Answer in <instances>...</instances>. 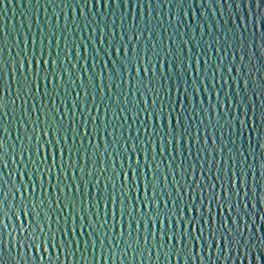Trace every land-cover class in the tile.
<instances>
[{"label":"water","instance_id":"1","mask_svg":"<svg viewBox=\"0 0 264 264\" xmlns=\"http://www.w3.org/2000/svg\"><path fill=\"white\" fill-rule=\"evenodd\" d=\"M118 43L121 45V59L124 44H127L129 52L135 45L139 53L146 49L149 57L155 54L157 73L160 71L161 56L172 60L175 79L181 88L179 95L182 97L183 89L187 87L192 100L191 105L187 99L183 100L188 125L181 121L192 142L181 141L179 152L175 140L169 145L166 135L163 136L164 150L161 152L159 137L162 133L159 124L153 125L157 129L156 134L151 131L145 133L144 127L149 122L146 119L148 112L141 113L144 98L136 93L139 106L134 105L133 90L121 83L122 77H117L113 68L115 45ZM33 49L37 55L41 50L46 57L50 53L49 67L51 61L55 60L56 71L62 77L55 84L47 85V95L44 94L43 82L39 92L35 86L30 92L22 86L18 91V82L23 81L25 76H28L31 84L28 57ZM169 53L173 56H169ZM116 63L123 73V65L118 60ZM177 64L181 66L179 70L175 68ZM35 67L33 61L32 69ZM148 67L151 69L153 65L149 64ZM109 72L113 77L111 81L108 79ZM164 72L167 76V60ZM132 75L135 77L134 71ZM89 76L92 77V84H89ZM261 84H264V0H0V144L3 145L0 148V264H249V261L257 264V256L260 264H264V223L260 220L264 216V203L261 201L264 196V177L261 176L264 120L260 118L264 111V90L260 88ZM145 98L150 106L152 95ZM176 103L179 107V97ZM192 105L195 106L194 110ZM106 109L104 123L108 125V132L115 129V141L103 131L102 118L105 117ZM130 110L138 113L135 120ZM113 111L116 113L115 119ZM51 117H55L60 125L58 138L61 143L66 134L67 142L73 144V128L79 132L75 136L71 160L65 151L64 172L59 177L61 187L69 185L64 188V192L73 198L72 202L78 207H82L79 201L93 200L97 192H104L105 180L112 175L113 162L117 171H121L120 161L124 160V168L128 170V162L124 158V141H128V153L132 154L131 141L144 139L149 165L153 164L152 143L156 144V163L161 169L156 173L160 181L158 199L161 191L167 199L169 191L175 197L177 189L184 193L185 184H191L192 194H196L199 202L191 175L193 168L195 181H199L203 171L204 182L216 183L217 188V175L223 178L227 169L231 178L232 170H236L240 191L239 209L240 214L244 215L240 224L247 244L241 243L226 249L222 241L217 244L213 240L209 249L204 239L197 241L193 238L189 247L186 242L178 245L175 239L169 241L165 235L161 247L157 235L154 247L149 222L147 246L143 242L142 224L139 233L141 242L136 245V224H132V238L129 240L127 217L123 224L124 239H120L118 212L115 227L109 231L113 224L110 204L108 223L103 228L99 227L96 209H92L90 229L89 213L66 207L68 201L56 186L55 175L52 176L51 184L48 177H44L43 190L37 179L36 168L33 167L37 136L44 143L47 129V138L56 139L52 136L54 129ZM93 117H96L95 124L99 129L95 137L91 134ZM85 122L89 130L87 136L83 132ZM121 132L123 140L120 138ZM164 132H167L166 123ZM105 138L107 152L104 151ZM81 140L84 141L82 148ZM76 148H80V151L77 152ZM137 149L143 165L144 152L138 143ZM43 156L41 153V159ZM101 157L104 166L109 168L108 172L102 171ZM59 159L57 153V172H60ZM51 162L49 155L46 165L50 166ZM93 164L97 171L89 177L88 172ZM36 167L43 174L45 165L37 162ZM241 170L247 172L245 187H240ZM144 171L151 189L152 173L147 166H144ZM29 172L32 173L31 180ZM128 175L131 179V170H128ZM97 179L100 180L98 188L95 187ZM32 181H36L35 192L32 191ZM85 182L88 184L87 197L84 193ZM165 183L167 189L164 188ZM18 185L21 192L25 186L28 188L24 194L25 200L29 195L37 203L44 200L47 219L42 212L41 221L45 225L43 232L31 215L25 218L21 212L17 219L15 209L20 206L21 199L20 193L16 191ZM253 186L255 193L252 191ZM111 190L109 184L108 191ZM4 193H8L6 199ZM204 203L207 205L206 192ZM236 203L237 198L234 196L231 215L227 207L222 212L214 207L221 223L227 218L228 225L232 226L233 216L237 215ZM100 212L103 213V202ZM30 220L41 238L39 248L32 243L27 232L21 231V223L27 228ZM48 223L51 224L50 231ZM73 224L75 231L72 230ZM81 224L84 226L83 231ZM45 239L48 241L46 246L43 243Z\"/></svg>","mask_w":264,"mask_h":264},{"label":"snow or ice","instance_id":"2","mask_svg":"<svg viewBox=\"0 0 264 264\" xmlns=\"http://www.w3.org/2000/svg\"><path fill=\"white\" fill-rule=\"evenodd\" d=\"M116 52V60L120 61L123 65V73L119 67H117L116 60L113 61V68L116 70V76L122 77L121 83L126 84L130 87L132 92V102L137 107L138 102L136 101V93H139L142 98H144V108L141 110L142 112H148V116L146 119L148 120V126L144 127V131L147 134L151 131L153 134L157 133V129L153 126L154 124L160 125V135L159 142L161 146V152H163L164 138L166 135L168 137L169 145L172 144L173 139L176 142V150L179 152L181 141L185 143H191V139L186 135V129L182 127L181 121L183 120L184 125H188V116L185 113L183 100L187 99L189 104H192L191 96H189L187 87H184L183 92L184 95L181 97L180 85L179 81L175 79V73L173 71L174 65L172 60H168V57L161 56L160 63V71L157 73L155 68L156 57L155 54L151 57L147 55L146 49L143 53H139L137 51L136 46L134 45L131 52H129L127 44H124L123 47V59H121V45L118 43L115 45ZM109 58L111 59V51L108 52ZM169 56H173L172 53L168 54ZM49 59L50 53L48 56H45L43 50L37 55L35 49H33L31 55L28 57V65H29V76H31V84L29 83L28 76H25L23 81L18 82V91L19 87L22 86L25 91H31L32 86H35L37 92L40 91L41 82L44 83V94L47 95V85L49 83L55 84L56 80L62 79L61 76L56 71V61H51V68L49 67ZM174 59V57H173ZM168 62V75L165 76L164 65L165 61ZM35 61V69H32V63ZM41 61H43V66H41ZM197 63H199L197 61ZM152 64L153 67L149 69L148 65ZM143 65L144 75L141 76V66ZM105 67H107V62H105ZM180 65H175L177 70L180 69ZM190 67V65H189ZM21 68L23 69V63L21 64ZM135 72V77H133L132 73ZM151 71V75L149 72ZM182 74V73H181ZM101 78L103 77V73L100 74ZM164 78V82L161 83V78ZM108 79L111 81L113 79L111 72L108 73ZM92 77L89 76V84H92ZM173 87H175V95L173 94ZM119 88V84L117 85ZM260 88L264 90V84L260 85ZM127 92V89H126ZM164 93L162 96L161 93ZM147 95H152V102L149 106L148 100L145 98ZM219 95V94H217ZM179 97L180 103L179 107H177L176 98ZM264 107V106H262ZM194 110L195 106L192 105ZM132 111L133 119L135 120L138 113L135 110ZM99 112V109H97ZM88 115H91L90 113ZM113 119L116 118V113L113 111L112 113ZM107 117V109L105 110V117L102 118L103 131L108 133V136H112L114 141L116 138L115 129L111 132H108V125L104 123ZM261 120H264V111L261 112ZM48 117H46L47 122ZM53 121V132L52 136L56 137L55 141L53 139H49L48 130L45 129L44 137L45 142L41 143L39 135L37 136L35 148V156L36 161H33V167L36 168L37 179L40 181V187L43 190L44 177H48L49 184H51L52 176H56L57 184L56 186L60 189V192L65 195L66 207L76 208L78 211H83L89 213V228L92 229V209H96V217L100 220L99 227L103 228L105 224L108 223V211L109 204L111 205V217L113 224L109 228V231L115 227V221L117 212L119 213V223L121 225L120 239H124V231L123 224L125 222V218L127 217V225H128V237L129 240L132 238V224H136V232L137 237L134 241L136 245H139L140 240V229L141 224L143 225V242L144 245L147 246L149 240V222H151V238L152 244L155 247L157 244V235H159L161 247L163 246V240L165 235L168 236L169 241L175 239L177 244H182L186 242L190 247L192 245V240L195 238L197 241L204 239L208 245L209 249H211L212 241L215 240L217 244L221 241L224 243L225 248H231L241 245V243L247 244V240L244 237V233L241 229L240 221L244 220V215L240 214L239 209V196L240 191L237 187V175L236 170L233 169L232 176L229 178L228 170L225 169L223 178L217 175L216 180L219 182V188H217L216 183L207 184L204 182V173L201 171L199 181H195V169L191 173L192 178L196 184L195 193L199 194V202H197V196L193 193L192 185L185 184L184 193H181L179 189H177L175 197L172 195L171 191L168 192V198H164L163 191L160 192V198H157V190L160 188V181L157 179L156 173L161 171L160 165L156 163V144L152 143V160L153 164L149 165L148 163V153L145 149V140L138 139L135 141H131V152L128 153V141H124V158L128 162V170H131V179H129L128 170L124 168V160L120 161V169L123 171V180L121 181V171H117L115 162L111 165L112 175H109L104 183V192L101 194L99 192L96 193L93 200H81L79 204L82 207H78L77 204L73 203V198L69 197L67 193L64 192L65 187H69V185H64L61 187L60 185V173L64 172V156L65 151L68 152L69 160H71L73 145L75 144V136L79 135V132L73 128V144H69L68 136L65 134L63 137L64 142L61 143V140L58 138L60 134V125L56 122L55 117H51ZM127 119V118H125ZM96 117H93V125L91 128V134L95 137L98 134L99 129L95 124ZM173 121H175V127L173 126ZM165 123L167 124V132H164ZM143 127V122L141 124ZM88 125L85 122L83 132L84 135H88ZM137 137H139V130H137ZM121 140H123V132H121L120 136ZM129 139L131 137L129 136ZM89 143H91L89 141ZM137 143L140 146V150L144 152V161L143 165H141V158L138 154ZM84 145V141L81 140L80 146L81 148ZM3 145L0 144V148ZM99 145H97V148ZM264 148V145H261ZM108 144L105 138L104 143V151L107 152ZM31 151V150H30ZM76 151L79 152L80 148H76ZM41 153L44 154L43 159H41ZM57 153H59V169L60 172H57ZM49 155L51 156L52 162L51 165H46V161L48 160ZM95 158V154L93 153V159ZM2 159V157H0ZM31 160V155L29 157ZM133 160H135V167L133 166ZM37 162L40 165H45L44 172L41 174L40 168L36 167ZM144 166H147L148 171L152 173L151 179V189L149 187V178L148 175L144 171ZM101 167L103 172H108L109 168L104 166L103 157H101ZM137 170H139V175H137ZM97 171L95 164H93L92 169L88 172V176L91 177L93 173ZM219 169H217V173H219ZM209 172L211 169L209 168ZM82 178H83V169H81ZM24 173H21V177H23ZM65 178H67V173H64ZM261 176L264 177V162L261 163ZM32 179V173L29 172V180ZM255 179V177H253ZM167 177H165V181ZM33 189L36 190V181H32ZM73 183H75V173H73ZM175 183V181H174ZM100 184V180L97 179L95 182V187L98 188ZM111 184L112 190L108 191V185ZM204 187H201V185ZM247 184V172L241 170L240 172V187H245ZM141 186L143 187V198L141 199ZM164 188L167 189V184H164ZM16 191L20 193V206L16 207L15 213L17 219L20 218L21 212L24 217L27 218L31 215L32 220L35 221V224L40 227L41 232L44 231V223L41 221V213L43 212L45 215V219H47V210L44 208V200H39V203L34 201L31 195L28 196V199L25 200L24 194L28 192L27 186L24 187L23 192H21V188L18 185L16 187ZM151 191V197L149 196V192ZM253 193H255V187L252 189ZM77 192H79V185H77ZM205 192L207 193V205L204 203L205 201ZM84 193L85 197L88 194V184L85 182L84 184ZM8 193H4V198H7ZM247 192H245V196ZM237 198V203L235 205L237 215L233 216L232 226L230 227L227 222V218L224 219L223 223H221L220 219L217 217L214 207L219 209L221 212L225 207L228 208L229 214H232L233 211V197ZM169 200L171 201V207H169ZM163 201V208H161V202ZM262 203H264V196L261 197ZM101 202H103V213L100 212ZM59 203V200H57ZM30 205V207H29ZM49 206H51V200H49ZM247 208V205H245ZM147 210V211H145ZM2 211V209H0ZM102 217V218H101ZM84 217L81 216V220ZM209 219H211V223H209ZM261 223H264V216L260 217ZM157 224L159 228L157 229ZM49 231L51 230V224L47 225ZM83 224H81V231H83ZM191 228V231L189 230ZM73 231H75V224H73ZM94 230V229H93ZM21 231L27 232L29 239H31L32 243L36 245L37 248L40 247L41 238L38 236L33 229L32 221H29L28 227L25 228L23 222L21 223ZM65 232H67V228H65ZM198 233V234H197ZM91 235V232H90ZM55 234H53L54 238ZM47 239L43 241L44 245H47ZM131 246V245H130ZM220 249L217 248V252L219 253ZM186 264V262H185ZM251 264V261H249ZM257 264H260L259 256H257Z\"/></svg>","mask_w":264,"mask_h":264}]
</instances>
